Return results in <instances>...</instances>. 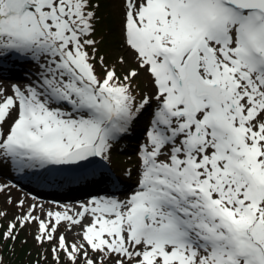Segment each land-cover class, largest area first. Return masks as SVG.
<instances>
[{"label":"snow or ice","instance_id":"6c2138e0","mask_svg":"<svg viewBox=\"0 0 264 264\" xmlns=\"http://www.w3.org/2000/svg\"><path fill=\"white\" fill-rule=\"evenodd\" d=\"M102 2L0 0V62L34 68L0 87V164L94 175L151 111L137 188L78 211L20 200L0 241L35 224L56 264H264V0H119L123 72L98 56Z\"/></svg>","mask_w":264,"mask_h":264},{"label":"rangeland","instance_id":"374dc122","mask_svg":"<svg viewBox=\"0 0 264 264\" xmlns=\"http://www.w3.org/2000/svg\"><path fill=\"white\" fill-rule=\"evenodd\" d=\"M123 16V5L119 0H111V2H102L100 11H99V23L97 26L96 39L98 40V56H103L106 58V63L109 65L114 64L117 59L123 56L127 63L123 66L117 65L118 70L121 72L126 71L128 67L133 65V53L128 49L122 47L123 36L121 31ZM28 70V71H26ZM99 72V66H97ZM30 71H34V68L31 65H22L16 63L14 58L4 60L0 62V87L8 89L10 94L11 86L14 84H20L23 86L27 83V80L22 79L23 76L29 75ZM16 79V80H11ZM24 83V84H21ZM137 87V95L141 93H148L152 91L149 78L146 75H141V77L135 82ZM145 118L138 120V122H144V126L137 132L135 139L130 138V142H125L124 138L133 134L135 125L130 131V133L124 136L120 142L124 141L119 147H114V151L111 155V161L108 164H105L103 169L105 172L101 173L100 168L95 166V173L91 181L87 184L80 185L75 187V189H69V186H62L60 182L56 183L51 180V182H46L49 179V176L54 175L58 172L59 169H52L48 171H38L36 174L32 170L23 171V176L19 173L15 167L10 164H0V185H6V191L3 194H0V212L7 213V216L0 218V224L7 228L8 223L13 221V218L17 215H21L22 212L18 207L19 201H25V208L31 204L43 205L45 210L52 211H63L65 208L77 209L82 204H87L92 198L95 197H104V196H122L125 194H131L137 188V176L139 174L140 168V158H139V149L140 146L145 142L146 134L145 130L148 127V121L151 116V111L144 113ZM118 142V143H120ZM115 168V173L110 172L109 168ZM64 171V170H63ZM85 174L81 175L84 176ZM109 172V173H108ZM68 173V171L66 172ZM74 174V173H73ZM114 178H112V177ZM104 184L102 187L100 183ZM47 184V187L44 184ZM134 185V186H133ZM33 186H39L41 190L56 192V195L65 196L67 198H72L75 195H72L73 190H78L81 188L93 191L90 194L95 196H90V198L85 199L78 205L71 206L66 205L67 202L61 204L58 201L46 200L48 196H42L43 194L38 191H35ZM9 200L11 203H9ZM89 200V201H88ZM60 201V200H59ZM69 201V200H65ZM54 202V203H52ZM40 215L38 211L36 213ZM88 222V221H86ZM3 229H0L2 231ZM74 228L72 229V231ZM72 231H67L66 227H61L57 235H71ZM77 233V232H76ZM74 234V233H73ZM38 235L37 226L35 224H30L25 227L23 230L19 231L18 239L16 241L3 242L0 241V255L3 253V259L9 260L15 264H56L54 257L51 253L52 244L45 243L41 245L35 239V236ZM80 236V234H77ZM23 240L26 245L21 247V241ZM81 242V240H80ZM71 243H79L76 240L68 241ZM8 257V258H6ZM32 262V263H31ZM62 264H68L67 258L62 254ZM108 264H111L109 261Z\"/></svg>","mask_w":264,"mask_h":264},{"label":"bare ground","instance_id":"6f19581e","mask_svg":"<svg viewBox=\"0 0 264 264\" xmlns=\"http://www.w3.org/2000/svg\"><path fill=\"white\" fill-rule=\"evenodd\" d=\"M21 84H24V83H21ZM105 165V163H103V162H101V163H99L98 164V166L97 167H103ZM109 171L110 172H113V171H115V168H113V167H110L109 168ZM58 172H60V173H54V175H52V176H49L48 178L49 179H47V181L46 182H51V180L53 181V182H56V183H58V182H60V184H62V186H77V185H80V184H72L73 183V181H75V180H77V179H79V175H77L76 176V174L74 173L73 174V172H71V171H69L68 173H66L65 171H63L62 169H59L58 170ZM92 172V171H91ZM23 173V172H22ZM34 173L36 174L37 173V171H34ZM95 173H99V172H97V171H95ZM109 173V172H108ZM113 173H115V172H113ZM58 176H61V179H60V181H58L57 180V177ZM112 177V176H111ZM113 178V177H112ZM138 178H139V174H138V176H137V180H138ZM114 179V178H113ZM45 182V183H46ZM72 182V183H71ZM44 182L42 183V184H44V186H46L47 187V184H45ZM134 186V185H133ZM33 188H34V190L35 191H38L39 193L41 192L43 195L42 196H48V197H43V198H46V200H52V201H59V200H62V201H64L65 202V200H69V198H67V197H65V196H61V195H56V192H49V191H45V190H41L40 188H39V186H33ZM132 194V193H131ZM131 194H125V195H122V196H118L117 198H120V199H126L128 196H130ZM89 201V200H88ZM52 203H54V202H52ZM80 203H84V202H77V203H66V205H71V206H75V205H78V204H80ZM61 204H64V203H61ZM80 209V207L77 209V211ZM72 210H74V209H72ZM85 223H87L86 221H85ZM77 232V233H76ZM80 232H81V229H79V228H74V230L71 232V235H68V236H66V238H67V241H70V240H76V241H79L80 242V240H81V237L80 236H78L77 234H80ZM74 233V234H73Z\"/></svg>","mask_w":264,"mask_h":264},{"label":"trees","instance_id":"16d2710c","mask_svg":"<svg viewBox=\"0 0 264 264\" xmlns=\"http://www.w3.org/2000/svg\"><path fill=\"white\" fill-rule=\"evenodd\" d=\"M143 117V118H142ZM141 118L142 119H144L145 118V116L143 115ZM140 118V119H141ZM139 119V120H140ZM144 123H145V121L144 122H136L135 123V129H134V132H133V134H131V135H129V136H126L127 138H124L125 139V142L127 143L128 141L130 142V138L131 139H135L137 136H134V135H137V132L144 126ZM124 139L120 142V143H117L115 146L116 147H119V149L121 148L120 147V145H121V143L124 141ZM113 152H115L116 153V155H117V152L116 151H114L113 150ZM20 241H21V247H20V249H22V246H24V245H26L25 244V242L23 241V240H21V239H19ZM2 254V257H3V253H1ZM1 256V255H0ZM6 258H8V257H6ZM32 263V262H31ZM4 264H15V263H13L12 261L11 262H9V260H7V259H5L4 260ZM24 264H27V263H24ZM29 264V263H28Z\"/></svg>","mask_w":264,"mask_h":264},{"label":"water","instance_id":"95a60500","mask_svg":"<svg viewBox=\"0 0 264 264\" xmlns=\"http://www.w3.org/2000/svg\"><path fill=\"white\" fill-rule=\"evenodd\" d=\"M97 163H98V162H97ZM97 163H96V164H97ZM96 164H95V165H96Z\"/></svg>","mask_w":264,"mask_h":264}]
</instances>
